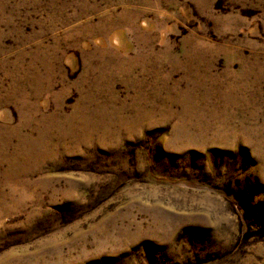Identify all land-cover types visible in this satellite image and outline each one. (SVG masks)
<instances>
[{
  "label": "rangeland",
  "instance_id": "rangeland-1",
  "mask_svg": "<svg viewBox=\"0 0 264 264\" xmlns=\"http://www.w3.org/2000/svg\"><path fill=\"white\" fill-rule=\"evenodd\" d=\"M0 264H264V0H0Z\"/></svg>",
  "mask_w": 264,
  "mask_h": 264
}]
</instances>
